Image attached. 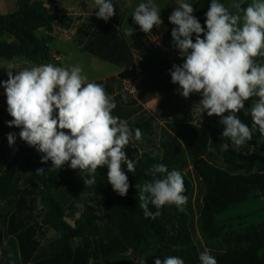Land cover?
Masks as SVG:
<instances>
[{"label": "trees", "instance_id": "16d2710c", "mask_svg": "<svg viewBox=\"0 0 264 264\" xmlns=\"http://www.w3.org/2000/svg\"><path fill=\"white\" fill-rule=\"evenodd\" d=\"M218 2L223 4V0ZM189 3L206 32V12L211 0H191ZM57 23L59 18L43 0H17L14 12L0 14V58L22 57L34 64L47 62L50 58L47 39L38 38L35 31L42 28L50 32ZM172 29L166 33L171 44ZM192 38L195 42V34ZM134 76L135 70L131 67L121 71L117 78L94 82L102 84L110 93L114 90L115 81L123 83ZM257 99L252 97L245 101V109L237 113V117L250 128L253 121L246 110ZM11 120L7 108L0 106V228L5 235H13L0 246V264H28L34 258L41 263L69 261L72 255V264H89L91 259H109L123 254L135 239L150 245L154 242L158 251H170V256L183 259L184 264H201L200 254L192 246L189 215L185 207L180 211L175 205H165L159 209L160 215L155 219L145 218L140 208L139 190L135 187L152 179L148 170L153 165L164 164L169 171H180L185 186L183 194L189 198L193 190L186 172L189 163L185 149L181 144L179 147L176 140H171L161 154H155L153 149L145 151L126 146L129 159L135 162L133 173L127 172L124 166L129 183L127 195L122 197L115 192L107 181L106 166L99 167L95 173V184L85 186L88 193H98L97 200L94 204L83 200L81 212L76 217V203L66 206V200L54 194L58 185L68 181L73 170L70 162L61 169L51 168L52 162L49 160L42 164L43 154L27 144L12 147L14 155L10 159L8 150L12 148L7 137L12 133L13 127L8 126ZM224 127L222 124L205 123L195 130L199 148L207 146L212 152L209 159L195 155L191 162L194 173L204 186L199 222L208 238L218 237L223 231V227L216 226L214 222L218 213L254 193H264V136L257 128L251 140L234 149L231 141L222 137ZM223 143L229 144L227 151H221ZM40 168L46 170L45 174H36ZM84 173L86 179L91 178ZM34 181L37 190L31 184ZM11 200L14 201L12 207L3 210L1 204ZM37 203L44 208V223L58 234L47 245H39L34 238L35 230L22 224ZM149 208L153 213L157 211L152 205ZM223 236L227 244L235 241V246L212 254L217 264H264V250L260 252L264 248V223L243 227L234 237L229 233ZM76 239L80 242L74 246Z\"/></svg>", "mask_w": 264, "mask_h": 264}, {"label": "clouds", "instance_id": "9594fccd", "mask_svg": "<svg viewBox=\"0 0 264 264\" xmlns=\"http://www.w3.org/2000/svg\"><path fill=\"white\" fill-rule=\"evenodd\" d=\"M94 3L97 18L107 22L116 14L111 0ZM231 7L236 9L235 13L218 0H211L206 12V32L190 3H180L174 9L168 18L175 26L171 31L172 44L179 50L183 63L173 64L170 76L184 98L193 93L201 95L192 112L221 117L220 123L225 126L222 137L239 149L252 139L255 129L264 136V64L256 59L264 57V0H252L246 8L240 3ZM160 13L153 0H146L135 8L132 17L147 34L162 24ZM133 32L129 27L125 35L132 36ZM5 68L8 79L0 83L5 89L7 112L12 117L8 126L21 129L20 139L43 154L41 163L50 160L51 168L61 169L70 162L71 169L91 177L83 180L87 185L95 184L97 169L106 166L108 183L120 196H126L129 183L124 166L127 172L135 171V162L125 151L133 131L127 121L112 114L117 105L104 86L88 82L78 65L45 64L17 71L18 66L9 63ZM252 97L258 99L246 110L253 121L250 128L237 113L245 109V101ZM7 138L11 146L16 135L9 133ZM134 138L141 140L139 128L135 129ZM228 149V143L221 144V151ZM45 171L40 168L36 174L43 175ZM148 172L152 179L135 185L144 217L155 219L165 205H175L183 211L188 198L183 194L180 171H169L166 165L156 164ZM149 205L157 211L153 213ZM199 260L201 264H217L207 251L200 254ZM154 264H184V260L169 256L156 258Z\"/></svg>", "mask_w": 264, "mask_h": 264}, {"label": "crops", "instance_id": "0c3cea01", "mask_svg": "<svg viewBox=\"0 0 264 264\" xmlns=\"http://www.w3.org/2000/svg\"><path fill=\"white\" fill-rule=\"evenodd\" d=\"M16 1L0 0V14L14 12ZM43 1L45 6L50 7L59 18V23L54 24L50 32H46L45 39L49 46V56L59 54L63 67L80 66L88 82L117 78L124 69L134 68L135 76L132 78L138 80V89L134 94L124 92L123 83L119 81L114 82V90L108 93L114 97L117 105L112 114L127 121L133 131L132 139L127 146L145 151L153 149L155 154H158L157 152L161 154L171 140H176L180 147V139L174 134V129L172 130L176 125L175 122L180 123L175 121L180 107V89L178 84L171 82L172 66L168 57L174 46L168 41L166 33L175 27L169 22L170 14L180 3H187L190 0H153L161 10L162 24L158 28L154 26L147 34L140 30L132 17L135 8L146 0H111L116 14L107 22L97 18L98 9L94 0ZM129 27L134 29L132 36L125 35V30ZM52 43L62 47L53 48ZM9 63L16 64L17 71L34 64L22 57L0 58V82L8 79V70L5 67ZM13 73L15 74V70ZM0 106L7 108L2 83H0ZM137 128L142 132L139 141L134 138ZM20 131L18 130L17 133ZM14 143L16 145L14 148L27 144L22 143L19 137H16ZM13 155L14 151L9 158L11 159ZM82 174L85 180V173ZM82 185H84L83 189L87 186V184ZM55 196L57 197L56 194ZM65 204L67 206L69 202L66 200ZM0 232L5 233L3 228H0ZM55 234L53 240L58 237L56 232ZM5 236L13 237V235ZM34 238L39 245H42L37 235ZM158 253L157 247L156 255L154 254V258L147 264H154L153 260L159 258ZM159 254L160 257L163 256ZM120 256L121 254L112 258ZM72 257H69V261L58 260L52 263H41L42 261L34 258L28 264H72Z\"/></svg>", "mask_w": 264, "mask_h": 264}, {"label": "rangeland", "instance_id": "374dc122", "mask_svg": "<svg viewBox=\"0 0 264 264\" xmlns=\"http://www.w3.org/2000/svg\"><path fill=\"white\" fill-rule=\"evenodd\" d=\"M251 2L252 0H223V4L229 8L230 12L233 13L236 12V9L231 7L233 3H240L241 7L246 8ZM35 35L38 38H46V31L42 28H38L35 31ZM52 47L61 48L62 46L57 43H52ZM256 59L258 63L264 64V57H257ZM168 60L170 61L171 66H173V64L181 65L183 63V58L179 56V50L175 47L172 49ZM180 91V107L177 117H175V121L180 123L175 122L176 125L175 127H172V130L174 129V134L180 139L181 146L186 151V157L189 163L186 172L193 184V190L186 205L184 206L189 215V227L193 240L192 246L196 248L198 254L205 251H207L210 255L221 253L226 248L235 246V241L233 240H231L230 244H227L224 240L223 234L229 233L230 236L234 237V234L239 232L243 227L252 224L264 223V193H254L246 200L240 203L232 204L227 209L218 213L215 216L214 222L216 226L223 227V231L220 236L208 238L202 232L199 222V209L201 206V197L204 193V186L194 173L191 167V162L195 155L209 159L212 156V152L207 148V146L199 148L196 142L197 137L195 130L201 128L205 123L210 125H220L221 117L215 115L210 117L206 112L200 116L195 112H192L193 106L202 98L201 95L193 93L190 97L184 98L180 95ZM12 130L16 137H19V133H17V131L21 129L13 127ZM20 141L22 143H26L21 139ZM14 146H16L15 143L11 145L10 148ZM12 149L8 150V152H10L9 155L13 152ZM157 153L159 154V152ZM83 180L84 175L82 172L79 170H72L69 180L61 185H58L55 189V194L58 198L67 200L69 204L71 202L76 203V217H78L81 212L80 204L83 200H88L94 204L98 197V193L96 191L92 193H88V191L85 192V189H83L84 185H82L84 184ZM31 184L37 190L38 187L35 181ZM13 203L14 201L11 200L8 203H2L1 206L3 210L7 211L12 207ZM44 219V208L37 203L35 204L33 212L22 221V224L27 227H32L40 239L41 244L47 245L56 237V234L44 223ZM4 234L5 233L2 232V240L3 242H6L9 237ZM79 242L80 240H74L73 245L76 246ZM151 243L152 244L150 245V243H146L141 239H135L128 245L127 250L121 254L120 257L109 259H91L89 260V264H118V262H121V264H142V262H145V264H147L154 258L153 255H156V249L158 247L154 242ZM240 246L245 247L244 244H241ZM263 250L264 248L261 249L260 252ZM158 252L163 255L160 257V254L158 253L160 259L170 256V253L165 249Z\"/></svg>", "mask_w": 264, "mask_h": 264}, {"label": "built area", "instance_id": "2783aa9c", "mask_svg": "<svg viewBox=\"0 0 264 264\" xmlns=\"http://www.w3.org/2000/svg\"><path fill=\"white\" fill-rule=\"evenodd\" d=\"M45 64H53L54 66L63 67L61 56L59 54H54L49 58L47 62L40 64H32L28 68L32 66H40ZM137 89H138V80L130 78L123 82V91L126 92L127 94H134L137 91Z\"/></svg>", "mask_w": 264, "mask_h": 264}, {"label": "water", "instance_id": "95a60500", "mask_svg": "<svg viewBox=\"0 0 264 264\" xmlns=\"http://www.w3.org/2000/svg\"><path fill=\"white\" fill-rule=\"evenodd\" d=\"M3 241H2V233L0 232V245H2Z\"/></svg>", "mask_w": 264, "mask_h": 264}]
</instances>
